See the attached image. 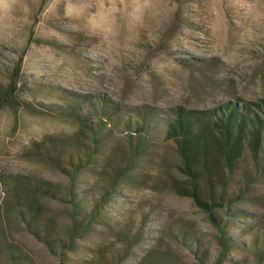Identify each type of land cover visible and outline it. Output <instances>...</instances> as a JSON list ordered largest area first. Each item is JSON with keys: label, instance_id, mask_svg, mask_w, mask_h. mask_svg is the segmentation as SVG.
Returning <instances> with one entry per match:
<instances>
[{"label": "rangeland", "instance_id": "rangeland-1", "mask_svg": "<svg viewBox=\"0 0 264 264\" xmlns=\"http://www.w3.org/2000/svg\"><path fill=\"white\" fill-rule=\"evenodd\" d=\"M73 94L162 111L264 100V0H0V174L22 176L32 187L48 182L65 190L68 179L45 159L50 141L74 134L79 123L70 116L31 113L17 103L60 111L77 102L83 124L91 114ZM122 116L134 118L129 110ZM120 130L106 140L100 135L107 150L123 139ZM149 144L145 185L124 182L109 193V179L99 175L100 158L92 172L80 173L88 215L94 198L110 196L72 249L65 235L72 226L66 201H47L56 235L66 241L55 251L15 217L3 216L0 264H15L12 254L26 264H97L100 254L129 246L122 264H198L195 251L177 240L183 236L214 264L220 247L208 214L192 199L156 187L166 176L162 171L179 164L174 143L159 135ZM251 170L246 152L227 194L240 188L245 175L251 178ZM249 196L230 209L242 211V217L217 211L231 219L227 232L239 242L223 264H264L256 248L264 239V174Z\"/></svg>", "mask_w": 264, "mask_h": 264}, {"label": "trees", "instance_id": "trees-1", "mask_svg": "<svg viewBox=\"0 0 264 264\" xmlns=\"http://www.w3.org/2000/svg\"><path fill=\"white\" fill-rule=\"evenodd\" d=\"M73 96L89 108L91 115L83 124L80 121H84V116L76 101V104L60 108V111L44 105L17 103L31 113L70 116L79 123V129L72 135L51 140L50 152L45 159L68 179L69 184L63 192L48 182L32 187L22 176L0 174V194L4 195L0 198V220L3 216L15 217L28 233L55 251L58 245H66V241L56 235L57 229L48 216L47 201H66L72 226L65 235L72 238L70 243L67 242L72 249L74 240L84 234L104 210L109 193L124 182L135 186L147 183L142 167L149 159L151 137L161 135L174 143L179 164L175 165V171L163 170L166 176L159 179L156 187L160 191L168 190L178 197L192 199L197 208L208 214L218 233L220 247V255L214 264L226 262L233 249L239 248L237 238L231 236L227 229L231 219L243 215L242 211L230 212V209L236 203L251 198L250 189L264 174V100L245 106L228 102L211 109L190 110L176 106L162 111L121 107L106 100L93 102L89 97ZM128 110L133 119L123 118ZM116 129H121L123 139L116 146L112 144V150H107L109 146L107 143L103 145L104 140ZM101 134L104 140L100 138ZM246 152L251 158V178L245 175L240 188L227 194ZM97 158L103 160L99 175L109 179L112 191L94 198L92 212L88 215L85 201L89 194L81 191L79 176L83 171L92 172ZM156 187L154 189L157 190ZM219 209H226L231 219L220 218L217 214ZM177 240L195 251L198 264H207L205 253L202 254L200 248L194 249L192 239L183 236ZM262 243L256 248L259 259L264 262V239ZM130 251L129 246L127 250L100 254L97 264H122ZM12 257L15 264H26L21 255L12 254Z\"/></svg>", "mask_w": 264, "mask_h": 264}]
</instances>
